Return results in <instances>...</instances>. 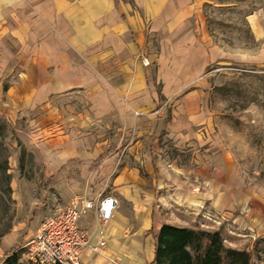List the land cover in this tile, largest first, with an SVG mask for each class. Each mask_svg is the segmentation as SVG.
I'll use <instances>...</instances> for the list:
<instances>
[{
  "label": "crops",
  "instance_id": "0c3cea01",
  "mask_svg": "<svg viewBox=\"0 0 264 264\" xmlns=\"http://www.w3.org/2000/svg\"><path fill=\"white\" fill-rule=\"evenodd\" d=\"M201 3L202 0H0V62L4 64L0 66V78L6 71L11 78L0 103L5 116L13 122L21 118L29 122L36 112L43 111L48 116L43 122L106 119L120 122L126 135L133 130L137 138L123 160L121 154L115 161L117 154L109 151L96 156L86 167V173L92 175L91 188L83 197L79 190L74 193L82 200H96L101 195L99 200L111 196L117 202L107 224L98 223L92 211L78 220L90 245H95L99 236L105 241L97 251L84 249L81 264H152L155 233L163 224L181 227L164 212L171 201L189 203L190 198L178 189L177 182L172 185L157 177L162 165L154 157L151 142L164 128L161 98L174 101L187 89L172 105L166 136L174 147L196 150L193 145H198L201 137L195 128L207 123L203 114L205 91L193 88L192 83H173L169 79L171 71L178 72L177 55L185 52L178 48L186 47V41L165 40L161 45L171 48L170 52L164 54L162 50V55L157 56L151 54L152 42L144 39V33L147 22V33L162 29L180 32ZM144 59L154 66L153 72L144 66ZM198 63L196 66L202 65ZM159 82L163 91L156 88ZM197 110L202 113L195 115ZM70 136L60 140V145L71 143ZM73 154L78 153L63 147L58 157L71 159ZM102 155L105 157L92 170ZM204 157L203 153L195 154L202 165L198 171L188 172L193 177L187 183L195 179L202 186L211 184L206 170L209 161ZM94 179L100 182L92 184ZM103 182H110L106 195ZM224 193L219 194V200L223 201ZM205 196L206 200L211 197ZM15 244L17 241L12 240L3 246L4 251Z\"/></svg>",
  "mask_w": 264,
  "mask_h": 264
},
{
  "label": "rangeland",
  "instance_id": "374dc122",
  "mask_svg": "<svg viewBox=\"0 0 264 264\" xmlns=\"http://www.w3.org/2000/svg\"><path fill=\"white\" fill-rule=\"evenodd\" d=\"M205 1L185 21L180 32L162 29L147 33L150 25L147 22L144 33V39L152 42L151 54L157 56L162 55V50L164 54L170 52L171 48L161 45L165 40L186 41V47L178 48L185 51L177 55L178 74L171 71L169 79L173 83H192L193 88L205 91L203 114L207 123L195 128L201 139L198 145H193L194 151L174 147L166 136L172 105L187 89L174 101L161 98L164 128L151 142L154 157L162 165L157 177L172 185L177 182L178 189L190 198L189 203L171 201L164 213L174 225L218 231L225 246L253 251L254 264H264V0H255V11L246 19L254 44H243L234 28L218 30V39L229 40L232 47L215 44L209 36L203 14ZM242 8L247 10V5ZM237 17L232 16L234 22L238 21ZM7 48L10 50V46ZM147 61L153 72L154 66ZM199 61L202 65L196 66ZM10 68L9 63L8 71ZM8 75L6 71L0 78V103L10 86ZM186 75L190 77L186 79ZM156 88L164 90L161 82ZM1 107L0 263L23 245L26 237L36 233L55 207L69 205L77 197L75 191L79 190L81 197L85 195L92 186V175L86 173V167L96 156L109 151L117 154L115 161L121 154L123 160L128 148L137 141L133 130L126 135V128L120 122L106 119L43 122L48 117L43 111L36 112L29 122L22 118L13 122ZM192 120L196 122V117ZM68 134L72 142L60 145V140ZM63 147L78 154L62 160L58 154ZM196 153H203V159L209 161L206 168L211 180L209 186L199 185L195 179L194 183H187L193 177L188 172H196L202 165L195 158ZM49 179L51 185H47ZM98 182L94 179L92 184ZM219 184H222L220 191ZM102 186L106 195L110 182H103ZM219 192H225L223 201L218 198ZM206 194L211 195L209 200L205 199ZM12 240L17 244L4 251L3 246L10 245Z\"/></svg>",
  "mask_w": 264,
  "mask_h": 264
},
{
  "label": "trees",
  "instance_id": "16d2710c",
  "mask_svg": "<svg viewBox=\"0 0 264 264\" xmlns=\"http://www.w3.org/2000/svg\"><path fill=\"white\" fill-rule=\"evenodd\" d=\"M254 3L255 0H206L203 3L206 28L215 44L234 46L229 40L218 39L217 32L223 28L236 29L239 40L245 45L255 43L246 21L255 11ZM243 5H247V10H243ZM234 15L238 16L236 22ZM104 157L94 162L92 170ZM0 264L27 263L20 252L12 250ZM152 264H254V252L225 246L218 231L163 224L155 233Z\"/></svg>",
  "mask_w": 264,
  "mask_h": 264
},
{
  "label": "built area",
  "instance_id": "2783aa9c",
  "mask_svg": "<svg viewBox=\"0 0 264 264\" xmlns=\"http://www.w3.org/2000/svg\"><path fill=\"white\" fill-rule=\"evenodd\" d=\"M142 62L144 66L149 65L146 59ZM100 198L101 195L96 200L76 197L69 205H58L42 220L36 233L15 252H20L27 264H81L84 249L97 251L105 246V241L99 236L97 243L90 245L88 235L78 227V220L92 211L98 223L107 224L117 205L111 196Z\"/></svg>",
  "mask_w": 264,
  "mask_h": 264
}]
</instances>
